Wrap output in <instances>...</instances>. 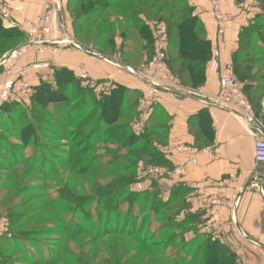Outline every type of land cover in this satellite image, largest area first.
<instances>
[{
	"label": "rangeland",
	"instance_id": "374dc122",
	"mask_svg": "<svg viewBox=\"0 0 264 264\" xmlns=\"http://www.w3.org/2000/svg\"><path fill=\"white\" fill-rule=\"evenodd\" d=\"M66 1V9L72 20L71 12L80 10L75 6L79 0ZM257 2L263 13L252 22L240 39L250 50L240 54V62L244 66L264 56L263 42L256 37L259 31L264 36V0ZM123 13V10L117 13L106 8L100 15H95L93 20L96 21L100 16L102 24L99 27H102L105 19L101 15L107 18L110 14L115 19L124 18L126 14ZM149 23L155 31L157 26L155 27L153 19ZM69 24L70 34L79 45V49L98 52L109 61L126 60L124 55L126 38L111 37L105 32L102 35L94 33L90 35L85 31L86 26L81 28L82 34H78L73 22ZM78 35L81 36L80 40L77 38ZM21 40L17 42H25L24 34ZM138 42L140 43L138 38L134 39L131 48L139 47ZM141 44L149 59L143 67L147 68L155 52V34L154 43ZM71 47L75 48L70 45L69 48ZM3 56L0 57L1 60ZM127 57L129 59V56ZM133 57L136 58L134 55ZM142 58L137 57L136 60L140 59V62H143L145 58ZM262 65L263 62L257 65V68L260 69ZM2 69L0 75L3 77ZM14 70L18 71L19 68L16 66ZM28 76L29 74L25 78L27 82ZM258 76H262V79L258 80ZM237 77L243 85L244 94L256 118L264 126V98L261 102L258 99L264 95V91L257 93L245 90L247 85L257 86L258 82L264 86V73L255 71ZM54 78L43 84L56 89ZM8 79L6 76V80ZM85 80L70 84V90L79 86L81 96L89 98L109 94L110 86L104 87L106 88L104 92H95L97 83ZM70 90L66 92V89H61L65 94L62 100L65 107L74 110L79 117L78 112L81 113L82 108L78 104L82 98L79 90L76 94H72ZM250 95L253 97L252 100ZM15 96L24 103L29 99L23 92L22 82L17 84ZM33 97L27 101L28 104L9 105L8 108L5 106L0 112V264H38L40 260L51 262L43 264H65L64 261L57 260L66 257V254L71 257L70 264H207L203 251L197 252L203 240L200 239L198 243L193 241V249L186 248V245L183 248L189 227L187 225L177 227L180 223L177 222L175 210L180 204L179 200H171L163 209L154 213L155 203L159 201L158 179L147 175V172L150 167L158 165H139L137 173L151 177L154 189L150 193H140L143 196L139 198L136 206L128 203L120 211H116L120 204L110 207V203L116 198L117 195L114 193L118 188L123 187L130 179L129 175L132 172L128 173L124 169L131 160L118 158L116 161H109L113 155L110 151H120L121 147L108 142L107 137L92 141L90 143L92 149L85 156L74 157V149L85 148L90 131L77 134L73 128H68L67 124L61 132L54 130L47 124L49 116L44 115L42 108L34 104ZM136 101L138 102L133 98L131 105ZM92 109L93 107H90V110L80 116L81 119L76 121L75 128L89 118V113L93 115ZM22 120L26 121L27 126L32 124L33 128H37L36 126L41 128L37 129L36 138L26 137V143L20 140V135L18 136ZM125 198L124 195H119L117 200L123 203ZM87 213H90L91 220L86 217ZM83 219L85 223L82 222ZM86 220L91 224L86 223ZM129 232L146 239L147 244L140 245L135 242L129 236ZM192 240L189 239L191 244Z\"/></svg>",
	"mask_w": 264,
	"mask_h": 264
},
{
	"label": "crops",
	"instance_id": "0c3cea01",
	"mask_svg": "<svg viewBox=\"0 0 264 264\" xmlns=\"http://www.w3.org/2000/svg\"><path fill=\"white\" fill-rule=\"evenodd\" d=\"M5 1L10 17L6 20L0 17L4 28L18 30L25 36L29 25L41 12L45 0ZM184 1L200 18L206 38L212 45L205 83L197 89L214 96L219 91L221 69H234L239 62L242 32L263 12L257 0H221L223 11L230 14L231 19L224 25L225 33L219 35L218 28L210 21V0ZM63 17L72 24L66 5ZM51 26L53 33L50 40L53 43L41 50H32L17 61L19 69H29L28 81L33 90L46 81H52L54 74L62 69L73 72L80 79L96 82L95 92H104L110 86L109 94H105L109 96L118 86L126 89L130 98L138 100L135 103L134 132L140 134L147 127L149 132L155 129L158 134L156 145L167 161V164L158 165L167 170L157 180L158 199L164 203L179 200L178 208L175 207L177 222L189 227L184 246L193 249V241L198 243L200 239L204 242V237L211 238L213 243L234 253L237 264H264V166L255 161V139L244 122L234 113L183 95L185 90L195 88L184 84L169 63L183 93L176 95L162 91L153 99L149 86L124 68L141 70L149 61L141 44L145 41L136 31L124 43L126 60L123 59L121 64L124 67H121L112 64L98 52L69 48L58 43L61 32L55 13L51 14ZM117 36L122 38L120 33ZM136 38L140 41L139 47L133 49L131 43ZM167 54L171 60L176 56L175 52L168 51V44ZM133 55L136 58L144 55L145 59H142L146 61L140 62ZM3 79L6 80V77L1 74L0 95ZM147 99H150L151 104L146 102ZM27 101H11L8 104L24 105ZM5 106L6 103L2 104L0 97V112ZM150 178L144 173L140 174V181L132 186V192H151L154 188ZM202 196L220 201L209 215L199 205ZM188 237L193 239L192 244Z\"/></svg>",
	"mask_w": 264,
	"mask_h": 264
},
{
	"label": "trees",
	"instance_id": "16d2710c",
	"mask_svg": "<svg viewBox=\"0 0 264 264\" xmlns=\"http://www.w3.org/2000/svg\"><path fill=\"white\" fill-rule=\"evenodd\" d=\"M75 6L80 8V10H74V12H71V15L78 34H82L80 31H82L81 28L83 26H86L85 31L90 35L93 33L102 35L105 32L111 37H116L118 33L121 32L120 34L122 37L126 39H130L133 31H136L141 36L142 41L151 44L154 43V30L149 21L151 22L153 19L155 27L164 25L168 33V51L175 52L176 55L174 59H168L169 66L184 84L190 85L195 89L204 85L206 80V65L212 54V45L206 38V30L200 18L194 14V9L184 0H79L75 3ZM106 8L111 12L114 11L117 13L123 10V14L126 15L124 18L115 19H113L114 16L110 15L112 13H110L107 18L101 15L105 21L103 26L99 27V25L102 24L101 20H99L100 16L96 21L93 20V17L95 15H100L101 11ZM261 15L257 18H260ZM122 25L124 27H122ZM244 32H247V29L242 32L240 39L243 37ZM257 34L258 35L255 36L262 40V44L264 45V36L262 32L259 31ZM22 37L23 34L18 30L5 29L0 19V57L21 46L23 43L17 41L21 40ZM80 37V35L77 36L79 40L81 39ZM247 38L252 37L247 36ZM111 41L113 44V38H111ZM240 46V54L241 52L250 51L247 49V45L241 41ZM262 62L264 64V56L256 58L252 63L244 66V64L240 62L239 57V62L234 66V71L237 75H249L255 71H257V73H264V65H262L260 69L257 68V65L262 64ZM257 79H262V76H258ZM78 81L80 82L82 79L78 78L73 72L67 69L57 71L54 81L57 88L53 89L51 86L48 87V84H41L34 90V104L42 108L44 115L49 116L47 124L56 131L61 132L66 124L68 128H73L77 134L88 133L90 131L87 138L88 143L84 145L85 148H83V150L74 149V157L85 156L92 149L90 146L92 141H99L106 137L108 142L120 145V151H110L113 155L109 161H116L118 158L130 159L131 162L129 161V165L124 171L128 173L132 172V174L129 175V181L124 183V186L118 188L117 192L114 193V195L117 196L111 201L110 207H116L120 204L119 209H115L116 211H120L128 203H131L134 207L136 203H138L139 198L143 196V194L132 192L133 184L140 181L139 174L137 173L139 165L167 164L163 153L156 145L158 140L156 136L158 134L155 133V129L149 132V128L147 127L140 134L134 132L133 122L135 121L137 106L136 104L131 105L133 98L129 97L128 91L123 87L118 86L109 96L105 95L99 98L92 96L89 98L88 96H81V89L79 86H75L70 90L69 85L77 83ZM242 82H244V80ZM256 84L257 86L253 84L247 85L245 90L247 92L256 91L257 93L264 91L263 85H260L259 82ZM61 89H66V92L70 90L72 94H76V91L79 90L80 97L82 98L78 104V106L82 108L81 113L78 112L79 117L76 116L77 114L74 110L65 107V103L62 100L65 94ZM249 97L250 100L253 99L252 95ZM263 98L264 95H261L258 99L261 102ZM6 105V108H8L9 105L18 106L16 104ZM90 107H93L91 110L93 111V115L89 113V118L87 117L88 119L83 120L82 123L78 125V128H75L74 125L76 121L81 119L80 116L84 115L87 110H90ZM25 123L26 121L22 120L20 134H18V136H21L20 140L24 143H26V137L36 138L37 129L40 128L39 126L33 128L34 126L32 127V124H28L27 126ZM118 152H120L119 155L117 154ZM119 195H124L126 197L125 202L119 203L117 200ZM168 203L169 201L167 203L160 200L157 201V204L155 203L156 209L154 213L160 211L161 208L163 209ZM86 217L91 220L90 213H87ZM89 220H86V223H90ZM82 222L85 223V220L83 219ZM183 226L185 225L182 223L177 224V227ZM125 233L127 232L125 231ZM125 233L121 234L125 235ZM129 236L140 245H146L148 242L146 239L135 236L130 232ZM147 248L149 249L150 247ZM183 248H185V246ZM202 251L206 256L205 260L207 264H237L235 254L213 243L211 238L204 237V242L197 252L201 253ZM61 260L64 261L65 264H70L72 261L68 254H66V257H62L57 261ZM194 261L196 262V260ZM40 262L37 263H51L44 260H40Z\"/></svg>",
	"mask_w": 264,
	"mask_h": 264
},
{
	"label": "built area",
	"instance_id": "2783aa9c",
	"mask_svg": "<svg viewBox=\"0 0 264 264\" xmlns=\"http://www.w3.org/2000/svg\"><path fill=\"white\" fill-rule=\"evenodd\" d=\"M212 6L211 23L218 28V34L225 33L224 25L230 21L231 15L223 11L221 0H210ZM66 5V0H45L41 12L36 17L35 21L29 25L25 33V42L16 50L8 53L5 58L0 62V67L4 69V76L8 80L3 79L1 102L2 104L11 103V101L21 103L22 100L15 96V89L18 83L22 82L24 94L31 97L34 93L33 87L25 80L29 74V69L23 67L18 71L14 69L17 66V60L24 54L32 51L33 49H42L47 47L53 42L50 40L53 33L51 26V14L55 13L58 19V26L61 32V40L57 41L61 45H72L79 48V45L74 41L70 34L71 25L63 18V12ZM0 17L1 19H9L10 11L6 5L5 0H0ZM155 34V52L150 65L141 70L132 67H124L120 61H110L116 66L126 68V70L140 79L150 88V94L153 99L162 91H169L173 94H182L183 90L178 82V79L172 74L168 66V33L164 25H159L154 31ZM218 54V51L215 52ZM183 95L200 99L214 107L234 113L238 116L255 139L254 145V158L257 164L264 166V126L256 118L252 106L248 102L244 91L243 85L240 83L237 74L231 67L222 68L219 74V91L214 96L207 95L202 89H189L185 90ZM147 103L151 104L150 99ZM167 173L166 168L163 167H150L147 175L157 179L162 178ZM220 203L219 200H210L205 196L201 197L200 207L204 210L205 214L209 215L212 208Z\"/></svg>",
	"mask_w": 264,
	"mask_h": 264
}]
</instances>
